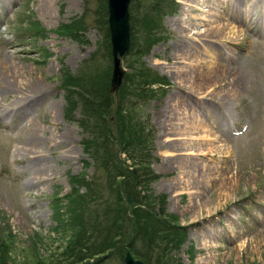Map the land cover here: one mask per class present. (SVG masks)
<instances>
[{"label": "rangeland", "instance_id": "1", "mask_svg": "<svg viewBox=\"0 0 264 264\" xmlns=\"http://www.w3.org/2000/svg\"><path fill=\"white\" fill-rule=\"evenodd\" d=\"M212 3L128 6L132 49L120 59L121 85L109 93L114 103L122 99L132 133L140 127L145 136L155 176L149 189L163 202L162 218L182 235L165 241L157 234L155 253L135 242L133 255L118 248L88 264H123L126 253L141 264H264V0ZM98 7V0H0V238L9 243L7 264H63L67 242L101 243L100 233L77 231L67 215V194L83 193L78 180L101 186L87 210L100 215L112 196L108 174L82 150L81 130L64 118L60 87L61 73L72 74L92 55L107 64ZM156 7L159 26L145 39L141 16ZM78 19V40L57 33ZM216 20L225 31L206 36ZM130 65L155 72L166 85L128 93ZM219 65L235 75L213 79ZM183 68L191 73L179 76ZM115 114L107 115L109 126ZM191 164L196 172L186 168Z\"/></svg>", "mask_w": 264, "mask_h": 264}, {"label": "trees", "instance_id": "2", "mask_svg": "<svg viewBox=\"0 0 264 264\" xmlns=\"http://www.w3.org/2000/svg\"><path fill=\"white\" fill-rule=\"evenodd\" d=\"M98 5L95 12L96 20H98L96 27L100 31L104 43L107 64L102 66L101 63L95 61L94 55H92L83 60L72 74L64 70L61 73L60 87H62L65 97L64 118L75 123L81 130L84 140L82 150L86 151L92 160L98 162L102 170L108 174L107 182L112 199L102 210V215H99L97 210L90 211L86 208L89 206V202L94 200L101 187L99 189L95 187L94 180L88 182L82 179L78 180L82 184L83 193L71 190L67 194L65 198L68 206L67 215L70 219L77 221L73 227H76L77 231L82 226L86 227V229L82 228L84 232L89 231L91 237L93 233L95 235L100 233L101 243H99V247L95 248L91 239H85L83 242L79 238L77 241L67 242L62 249V255L59 254L63 264H88L89 260L96 263L100 260L98 258H103L107 253L118 248L133 255L135 242L144 243L147 246V251L150 249L155 253L159 250H154L157 234H163V238L169 235H182L181 231L177 230L178 227H172L167 220L162 218L163 202L161 198L152 196L149 189L155 176L149 170L148 156H145L143 148L145 136L139 134L140 127L135 130L136 133H132V124L126 125L124 113L127 108L122 99L119 98L114 103V98L109 93L111 63H109L106 0H98ZM154 9L145 11L141 16L145 39L148 38L151 31H156V27L159 26L161 15L158 11L160 8ZM82 26L83 21L78 19L77 22L60 26L56 31L66 35L69 39L78 40L81 36L80 31L83 30ZM131 35L130 40L132 39ZM131 45L132 40L130 50L132 49ZM139 67L141 69L131 65L129 67L130 74L124 79L128 82V93H135L137 96L146 95L151 86L166 85L167 82L163 77L148 69L145 70L140 65ZM74 112L77 113V116L73 117ZM109 113L110 115L116 113L112 126L108 125L107 115ZM120 154L123 155L124 160L119 159ZM126 162H129V165ZM72 180H74L73 184L78 182H75L76 178H72ZM81 213L87 216L84 221ZM163 240L166 241L167 238ZM88 241L91 242L90 245H87ZM8 246L9 243L0 238V264H7L4 257L10 250ZM178 247L179 241L176 248ZM143 264H149L147 259Z\"/></svg>", "mask_w": 264, "mask_h": 264}, {"label": "water", "instance_id": "3", "mask_svg": "<svg viewBox=\"0 0 264 264\" xmlns=\"http://www.w3.org/2000/svg\"><path fill=\"white\" fill-rule=\"evenodd\" d=\"M132 0H106V19L111 63L109 92H115L124 76L120 59L129 53L130 29L128 6ZM123 264H141L133 261L128 253L124 255Z\"/></svg>", "mask_w": 264, "mask_h": 264}, {"label": "bare ground", "instance_id": "4", "mask_svg": "<svg viewBox=\"0 0 264 264\" xmlns=\"http://www.w3.org/2000/svg\"><path fill=\"white\" fill-rule=\"evenodd\" d=\"M210 1V3H214V0H209ZM235 1H237V0H235ZM199 2V1H198ZM212 3V4H213ZM236 3V2H235ZM215 8H216V4H214L213 5ZM192 7H194V6H192ZM197 8V7H196ZM215 8H213V10H215L216 11V9ZM198 9V8H197ZM216 16H218V17H220V16H222L220 13H218V12H216V13H214V12H211L210 13V18H213V17H216ZM184 18V17H183ZM183 18H180V21H182L183 20ZM191 20H193V19H191ZM189 24H187V25H193V26H195L197 23H192V22H188ZM228 27V26H227ZM225 25H223V24H220V23H218L217 22V20H216V23L214 22V24H213V26H209L207 29H206V31H205V34H207L206 36H208V37H210V36H212V35H217V34H219V33H223L224 31H225ZM199 32H195V33H193V34H198ZM186 53H185V51H182L181 53H179V55L181 56V55H185ZM180 58V57H179ZM2 69V68H1ZM3 70V69H2ZM6 70H8L7 68H6ZM209 71H211V70H209ZM177 72L179 73V76H186V74H188V73H191V70H189V69H185V68H183V69H180V70H177ZM219 72V74H217ZM233 75H235V71H234V69H232V68H229V69H226L224 66H222V65H219L218 66V68L217 69H215L214 71H213V73H212V78L213 79H219L220 78V76L222 77L223 76V78H225V77H227V76H233ZM4 76V75H3ZM12 76L13 75H11V73H10V79H12ZM197 76V75H196ZM6 78V77H5ZM228 78V77H227ZM4 79V78H3ZM7 79V78H6ZM233 79H235V78H233ZM8 81V80H7ZM7 85V84H6ZM14 86V85H13ZM33 137H34V135L33 134H31V138L33 139ZM33 143V142H32ZM34 144V143H33ZM186 168H188L189 170L191 169V170H193L194 172H196V170H198V168H196V167H194L193 166V164H191V165H188ZM191 180H192V182H191V184L190 185H194L196 182H197V179L192 175L191 176V178H190Z\"/></svg>", "mask_w": 264, "mask_h": 264}]
</instances>
